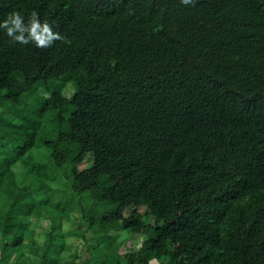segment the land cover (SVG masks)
I'll return each instance as SVG.
<instances>
[{"label":"trees","instance_id":"1","mask_svg":"<svg viewBox=\"0 0 264 264\" xmlns=\"http://www.w3.org/2000/svg\"><path fill=\"white\" fill-rule=\"evenodd\" d=\"M11 10L66 40L0 32V264H77L71 210L97 241L83 264H264V0H0ZM116 229L139 249L121 253Z\"/></svg>","mask_w":264,"mask_h":264},{"label":"rangeland","instance_id":"2","mask_svg":"<svg viewBox=\"0 0 264 264\" xmlns=\"http://www.w3.org/2000/svg\"><path fill=\"white\" fill-rule=\"evenodd\" d=\"M42 93H47L45 90H41ZM73 93L72 86L67 85L65 88V94L71 96ZM42 151H45L43 149ZM90 160H86L80 165V169L86 168L90 165ZM18 172H26L27 169L23 165H19L17 168ZM87 205V203H86ZM145 207L140 208L142 213L145 212ZM31 221H35L32 218ZM51 219L47 218L42 221L41 228L43 227L46 231L51 229ZM62 229L65 232V239L67 247L64 249L63 257L71 260L73 254L76 253L79 258L77 264H83L86 258L92 256L90 251H94L97 241L95 239L94 232L88 228L87 222L83 219L81 213L78 210L69 211V216H65L62 220ZM129 230L116 229L111 231V236L115 241L121 243L119 250L121 253L137 251L143 241V235L131 233ZM15 258V254L12 256V260ZM152 264H157V261H152Z\"/></svg>","mask_w":264,"mask_h":264},{"label":"clouds","instance_id":"3","mask_svg":"<svg viewBox=\"0 0 264 264\" xmlns=\"http://www.w3.org/2000/svg\"><path fill=\"white\" fill-rule=\"evenodd\" d=\"M192 0H182L188 4ZM0 32L10 38L14 44H35L39 48H48L55 41L66 40L59 32L53 31V26L42 23L39 14L33 10L28 20L20 10H11L6 16L0 18Z\"/></svg>","mask_w":264,"mask_h":264}]
</instances>
